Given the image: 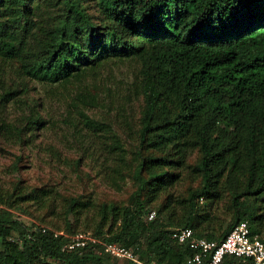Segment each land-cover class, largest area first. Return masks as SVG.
Here are the masks:
<instances>
[{
	"label": "trees",
	"instance_id": "1",
	"mask_svg": "<svg viewBox=\"0 0 264 264\" xmlns=\"http://www.w3.org/2000/svg\"><path fill=\"white\" fill-rule=\"evenodd\" d=\"M95 3L108 22L104 26H96L76 0H66V18L47 34L40 58L25 60L22 45L6 39L2 28L0 56L20 59L26 76L52 83L95 71L107 61L135 59L140 65L136 83L120 91L115 102L102 101L98 92L76 99L84 123L89 122L84 108L105 106L112 112L111 121L132 137L130 92L142 96L133 157L127 161L128 149L116 138L114 147L123 155L111 179L116 185L117 174L130 170L136 188L127 204H99L92 230H75L68 219L62 228L25 223L22 217L32 215L30 206L55 208L51 188L15 184L0 192V264H129L98 246L67 249L66 234L75 231H89L160 264H186L191 253L187 244L172 237L175 228L189 227L195 236L218 241L237 222L246 221L250 234L264 242V0ZM195 148L202 186L188 197L185 214L164 224L159 216L164 205L155 210L153 203L179 180L176 169ZM226 185L232 222L219 235L205 232L209 214L200 212L198 199L211 201ZM90 206L79 196H69L63 212L77 217ZM41 226L50 229L42 232ZM52 229L64 234L54 236ZM220 264L254 263L226 255Z\"/></svg>",
	"mask_w": 264,
	"mask_h": 264
},
{
	"label": "rangeland",
	"instance_id": "2",
	"mask_svg": "<svg viewBox=\"0 0 264 264\" xmlns=\"http://www.w3.org/2000/svg\"><path fill=\"white\" fill-rule=\"evenodd\" d=\"M76 1L96 26L108 23L95 0ZM67 8L66 0H3L0 28L6 39L22 45L25 60L40 58L47 34L62 26ZM20 64V59L0 56V192L10 191L15 184L51 188L55 191V208L37 210L30 206L32 215L22 217L25 223L35 221L62 228L68 219L75 230H92L98 221L99 204H127L136 188L130 170H121L117 184H111L123 155L120 147H114V141L120 138L121 146L128 149L129 161L138 141L136 129L143 102L141 95L135 97L130 92L128 115L134 134L127 137L111 121L112 112L108 114L105 106L84 108L89 124L84 123L76 98L81 93L91 96L98 92L102 101L107 103L110 98L115 102L120 91L134 86L140 65L135 59L107 61L95 71L52 83L26 76ZM199 156L197 148L190 151L186 164L176 169L180 171L179 180L155 199L152 209L164 205L159 215L164 224H168V218L183 216L188 197L202 186L200 174L195 171ZM226 187H221L219 196L211 201L198 199L200 212L209 214L205 232L219 235L232 222L231 193ZM69 196L89 201L90 208L77 217L65 216L63 204Z\"/></svg>",
	"mask_w": 264,
	"mask_h": 264
},
{
	"label": "built area",
	"instance_id": "3",
	"mask_svg": "<svg viewBox=\"0 0 264 264\" xmlns=\"http://www.w3.org/2000/svg\"><path fill=\"white\" fill-rule=\"evenodd\" d=\"M153 213L149 215L152 218ZM50 229L41 226L45 232ZM53 235L64 234L63 231L53 230ZM67 249H85L88 246H98L102 253L129 264H160L155 261H145L139 258L131 249L115 242H105L89 231H75L66 234ZM172 237L181 244H187L191 253L186 258V264H220L226 255L250 259L254 264H264V242L257 236L251 235L246 221L237 222L220 240L195 236L189 227L175 228Z\"/></svg>",
	"mask_w": 264,
	"mask_h": 264
}]
</instances>
